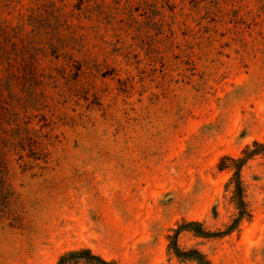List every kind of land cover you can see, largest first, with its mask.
<instances>
[{
    "label": "rangeland",
    "instance_id": "obj_1",
    "mask_svg": "<svg viewBox=\"0 0 264 264\" xmlns=\"http://www.w3.org/2000/svg\"><path fill=\"white\" fill-rule=\"evenodd\" d=\"M255 142L264 0H0V264H264Z\"/></svg>",
    "mask_w": 264,
    "mask_h": 264
},
{
    "label": "trees",
    "instance_id": "obj_2",
    "mask_svg": "<svg viewBox=\"0 0 264 264\" xmlns=\"http://www.w3.org/2000/svg\"><path fill=\"white\" fill-rule=\"evenodd\" d=\"M254 149H250V147H248L244 154L246 155V157L244 159L241 160H234V163L237 165L238 168V172L236 173V177H237V181H238V191L241 193V184H240V180H239V171L241 169V167L244 165V163L258 155L259 153H261L262 151H264V144L259 143V142H255L254 143ZM185 227L190 228L192 231H195L196 233H199V235H205V236H209L211 234L206 233L202 230V226L200 223L198 222H190L188 224H186ZM172 240H176L175 238H171ZM172 249L173 251H175L176 255L179 257H184V258H188V259H192L197 261L199 264H209L208 261L205 260V257L198 251V250H190V251H186L183 252L179 249L176 241L174 242V244H172ZM80 260V259H85V260H89V261H95L97 264H116L115 262H111V261H107L103 258H101L100 256H96L93 255L92 252L90 250H80V251H72L67 255H64L60 258L58 264H68L69 260Z\"/></svg>",
    "mask_w": 264,
    "mask_h": 264
}]
</instances>
